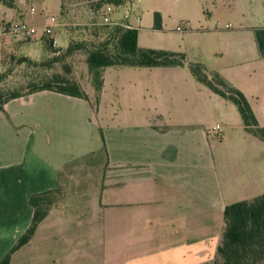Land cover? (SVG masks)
Wrapping results in <instances>:
<instances>
[{"label": "crops", "instance_id": "1", "mask_svg": "<svg viewBox=\"0 0 264 264\" xmlns=\"http://www.w3.org/2000/svg\"><path fill=\"white\" fill-rule=\"evenodd\" d=\"M8 17L0 16V56L37 60L45 37L6 44L7 27L17 21ZM60 26L51 39L65 48L68 36ZM243 30L228 31L227 42L214 45L215 55L226 50L232 63L204 68L240 91L264 127V61L255 42L250 47L240 36ZM107 69L95 112L83 99L47 90L0 110V259L31 223L29 198L45 195L51 201L45 217L9 264H211L224 207L264 193L254 194L264 191V141L244 130L235 105L184 67H153L146 80L163 98L174 90L175 104L185 103L181 113L170 108L163 114L147 104L139 110L130 97L122 102L128 111L105 126ZM90 234L97 238L95 251L85 245ZM60 238L55 248L51 241Z\"/></svg>", "mask_w": 264, "mask_h": 264}, {"label": "rangeland", "instance_id": "2", "mask_svg": "<svg viewBox=\"0 0 264 264\" xmlns=\"http://www.w3.org/2000/svg\"><path fill=\"white\" fill-rule=\"evenodd\" d=\"M106 1L109 0H0V16L2 17L3 13L4 21H6L9 19L8 16L12 15L17 21H23L38 28L35 37L37 40H40L42 36L45 37L46 50H42L36 56H38L37 61L44 62L48 61L46 55L49 54L47 39L54 37V30L52 34L45 35L40 29L48 23L46 17H55L60 27L70 29L74 41L97 44L105 39L106 31L112 27V25L105 27L100 23L98 9L107 3ZM60 2L63 5V17L60 14ZM98 3H100L99 6H97ZM31 7L34 12L30 11ZM128 11L131 14L127 20L137 30L140 47L183 52L188 62L201 63L203 66L221 61L232 63V56L228 51L224 50L218 56L215 55L217 51H213L214 45L218 46L227 42L231 35L228 31L245 28L240 36H244V41L247 40L249 46L254 47L251 29L264 27V0H125L122 5L114 6L111 18L114 21L121 20ZM154 12L159 13L161 17L162 28L160 30L152 28ZM136 17L140 19L138 23L135 22ZM225 24H230L231 28L224 29ZM177 26H186V29L178 32L175 29ZM246 35H248L247 39ZM4 40L6 44L11 45L14 42L9 34L4 36ZM243 43L244 47L241 49L249 53L248 45ZM2 50L9 49L6 50L3 47ZM0 57V73L10 70V76L4 81L5 87L10 89L25 85L31 81L30 76L44 73V70L36 66H28L26 63L17 64L14 61L15 58L11 60L8 55ZM68 61L71 64L70 77L76 79L82 89H85L91 82L84 64L83 53H75ZM153 71L157 70L151 68H109L106 70L104 76L105 106L103 108L105 119L102 121L105 126H114L116 116L128 111L122 106V102L130 97L136 102L139 110L147 104L159 107L163 114H167L166 110L170 108L175 112L178 110V113L183 111L185 103L178 101L175 104L177 95H174V90L167 91L166 98H163L160 93H151L146 86V80L149 73ZM52 72L62 73V66L59 64L53 66ZM152 82L153 86L157 87L155 78H152ZM176 88L179 89L178 86ZM182 88L191 89L192 86L184 84ZM189 110L187 108V112ZM262 192L264 191H256L254 194ZM99 240L102 241V238L100 237ZM51 242L55 243L56 248L64 240L60 238ZM96 242L95 235L90 234V239L85 241V245H90L92 251H95L93 245ZM94 260L96 259H91L85 264H95ZM79 261L77 260L76 263Z\"/></svg>", "mask_w": 264, "mask_h": 264}, {"label": "trees", "instance_id": "3", "mask_svg": "<svg viewBox=\"0 0 264 264\" xmlns=\"http://www.w3.org/2000/svg\"><path fill=\"white\" fill-rule=\"evenodd\" d=\"M124 1L109 0L105 4L114 3L119 6ZM104 5L98 9L99 15ZM60 14L63 17L61 2ZM152 28L155 30L162 28L161 17L157 12L153 13ZM63 31L68 36V44L65 48L54 47L53 40L47 39L48 61L41 62L26 56L8 55L11 60L15 58L17 64L26 63L28 66H36L44 70V73L30 76L31 81L12 89L4 85L5 79L10 76V70L0 73V110L12 99L47 90L83 99L95 112L105 68L184 67L199 84L235 105L244 130L264 141V127L257 124L243 94L217 75L209 76L202 64L188 62L183 52L139 47L137 30L120 25L110 27L106 31L105 39L97 44L74 41L70 29ZM253 37L257 52L264 61V27L254 28ZM77 52H82L84 55V64L91 82L85 89H82L76 79L70 77L71 64L68 60ZM63 61L65 63H62ZM57 64L62 66V73L52 72L53 66ZM29 203L34 208L31 223L10 251L0 259V264H9L12 252L29 242L37 225L45 217L51 201L47 196L41 195L31 196ZM211 264H264V193L224 207L222 234Z\"/></svg>", "mask_w": 264, "mask_h": 264}, {"label": "built area", "instance_id": "4", "mask_svg": "<svg viewBox=\"0 0 264 264\" xmlns=\"http://www.w3.org/2000/svg\"><path fill=\"white\" fill-rule=\"evenodd\" d=\"M113 4H105L102 8L101 15H100V23L104 25H120L126 28H132L130 23L127 22V18L130 16L131 12L128 11L121 20H112L111 14L113 13L114 10ZM31 12H34V9L31 7L30 8ZM48 20V23H46L42 28V32L45 35H50L52 34L53 28L58 26L59 23L55 17H46ZM136 21H139V18L136 17ZM228 27V25L226 26ZM185 28L183 26H177L176 31H183ZM38 28L28 25L23 21H15L12 22L8 25L6 32L12 37V39L18 40V39H28L31 37H34L37 33ZM54 44V41H52ZM217 130H219L218 125L215 127Z\"/></svg>", "mask_w": 264, "mask_h": 264}]
</instances>
